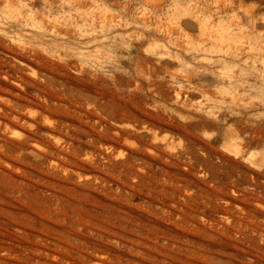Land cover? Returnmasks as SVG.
<instances>
[{
  "label": "rangeland",
  "instance_id": "rangeland-1",
  "mask_svg": "<svg viewBox=\"0 0 264 264\" xmlns=\"http://www.w3.org/2000/svg\"><path fill=\"white\" fill-rule=\"evenodd\" d=\"M0 264H264V0H0Z\"/></svg>",
  "mask_w": 264,
  "mask_h": 264
},
{
  "label": "bare ground",
  "instance_id": "bare-ground-1",
  "mask_svg": "<svg viewBox=\"0 0 264 264\" xmlns=\"http://www.w3.org/2000/svg\"><path fill=\"white\" fill-rule=\"evenodd\" d=\"M8 4V3H7ZM220 30H217L216 32L219 33ZM220 48V47H219ZM221 51V50H220Z\"/></svg>",
  "mask_w": 264,
  "mask_h": 264
}]
</instances>
